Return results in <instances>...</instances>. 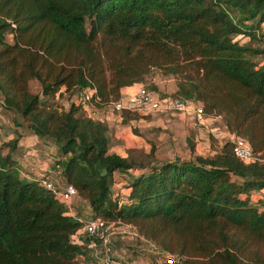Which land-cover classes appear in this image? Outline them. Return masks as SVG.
Segmentation results:
<instances>
[{
    "label": "trees",
    "instance_id": "16d2710c",
    "mask_svg": "<svg viewBox=\"0 0 264 264\" xmlns=\"http://www.w3.org/2000/svg\"><path fill=\"white\" fill-rule=\"evenodd\" d=\"M263 23L264 0H0L3 105L59 151L49 177H26L11 155L20 134L0 147V264H102L99 241L81 230L87 217L42 179L70 184L89 217L126 224L176 264H264V61L254 59L264 53ZM150 68L175 88L146 83ZM134 83L199 102L257 159H238L222 139L212 154L134 162L108 150L106 123L82 114V103H41L86 86L105 103ZM135 169L122 200L112 173Z\"/></svg>",
    "mask_w": 264,
    "mask_h": 264
},
{
    "label": "rangeland",
    "instance_id": "374dc122",
    "mask_svg": "<svg viewBox=\"0 0 264 264\" xmlns=\"http://www.w3.org/2000/svg\"><path fill=\"white\" fill-rule=\"evenodd\" d=\"M264 26V23H263ZM5 38L10 40V34H6ZM239 42L247 41L245 36H238ZM255 60L264 61V53L254 56ZM144 81L154 82L159 89L163 91H169L175 87L174 78L166 73H162L157 68H150L148 74L145 75ZM33 91L36 90V85L31 86ZM2 95L0 94V147L6 146L10 138L17 134L25 135V133L33 134L36 136V142L39 144L43 155L46 157H58L59 151L53 142V139L47 136H37L27 126V122L23 120L18 112L10 108H6L2 102ZM41 103L56 107L58 109H67L71 103V94L63 91L61 87L60 93H55L52 96L44 97L41 99ZM80 112H78L79 114ZM82 114H85L81 111ZM102 110L98 109V115L102 118ZM148 114V113H146ZM141 114V115H146ZM185 114L191 116L190 112ZM114 119H110L107 122L108 129L110 132V146L124 151L125 155L133 160L134 162H147L149 159L163 160L178 158L192 157L194 154H212L218 151L222 139L215 138L211 131L213 128H220V122L218 120H209L204 123H198L192 117L189 119L180 118L170 113H154L148 114L146 117H141L138 120L131 121L128 125H122L119 123L118 118L115 117L116 112H112ZM112 117V116H111ZM188 118V117H185ZM18 128V129H17ZM19 130L20 133L17 131ZM192 143L193 147L189 148V144ZM150 148H153V153L150 154ZM4 149V148H3ZM27 148L23 144L17 143L14 149L11 151V155L19 166L21 172H27V163L25 158ZM39 151L36 152L40 155ZM52 156V157H50ZM258 156V155H257ZM261 158V157H259ZM132 173L137 171H114V177L121 179L117 180L121 188H124L126 182H128ZM132 174V175H131ZM112 178L110 179V183ZM121 197L124 196V190L120 191ZM69 211L73 214H77L80 218H85L93 215V211L86 204V200L78 195H74L73 198L69 199L68 205ZM115 234L117 230L119 232L116 235H124L128 238V243L124 240H120L121 245L128 250V256H124L123 262H129L132 259L139 256V253L143 252L148 260L149 264H152L153 252L155 249L151 244L140 238L131 230L129 226H120L116 224ZM114 239H112L113 241ZM117 242V243H119ZM143 243L146 250H141L136 247V244ZM119 244H115V240L111 242L110 249L115 250ZM252 248H254L252 246ZM260 256L264 257V245H260L257 249ZM123 256V255H122ZM121 256V257H122ZM80 259V257H78ZM255 260L252 261L255 264Z\"/></svg>",
    "mask_w": 264,
    "mask_h": 264
},
{
    "label": "built area",
    "instance_id": "2783aa9c",
    "mask_svg": "<svg viewBox=\"0 0 264 264\" xmlns=\"http://www.w3.org/2000/svg\"><path fill=\"white\" fill-rule=\"evenodd\" d=\"M71 101L82 103V112L91 117H100L98 109L107 108L116 113L122 110L139 113L190 112L191 117L193 116V119L198 123L218 120V116H205L199 102L182 99L173 95H157L154 90L147 89L141 84H138L130 91L122 93L116 99L105 103L99 101L94 86L81 87L71 94ZM210 131L214 137L228 141L231 145L232 153L238 159L243 161L257 159L252 154L247 140L242 136L229 132L222 127L213 128ZM55 167V171L57 172V165ZM40 183L59 196L66 205H68L71 195L75 192V189L70 184L61 183L58 180L54 184L49 179H42ZM82 222L81 230L94 235L100 243L103 253L102 264H123L122 260L114 255L110 249L116 224L105 221L100 217H87ZM89 244L93 246L94 241L90 240ZM178 260V256L175 254L155 250L153 252L152 264H176Z\"/></svg>",
    "mask_w": 264,
    "mask_h": 264
},
{
    "label": "crops",
    "instance_id": "0c3cea01",
    "mask_svg": "<svg viewBox=\"0 0 264 264\" xmlns=\"http://www.w3.org/2000/svg\"><path fill=\"white\" fill-rule=\"evenodd\" d=\"M137 85H138L137 83H134L132 85H129L128 87H124L122 90H123V92H127V91H130V90L134 89ZM174 88H171V90H169V91H172ZM125 111H128V110H125ZM102 112H103L102 113V119L104 120V122L107 125L108 150L109 151H114V152H116V153H118V154H120L122 156H126L123 150L120 151V150L115 149V148L110 146V132H109L108 124H107L106 121H108L110 119H114V116L112 115L113 111H110L107 108H102ZM132 112H135V111H132ZM136 113L139 114V115L146 114V113H139V112H136ZM172 113L174 115L180 117V118H184V119H187V120L189 119V117H191V116L185 114V112H172ZM114 114H115V112H114ZM150 114L153 115L154 113H150ZM115 117L118 118V121H119L120 124L128 125L131 121L138 120L142 116H139L136 119H131L128 122H122L121 121V116L118 113H116ZM185 117H188V118H185ZM17 131L20 133L19 130H17ZM36 139H37L36 136L33 135L32 133L31 134L25 133V135H20L19 138H18V144H23L24 147L27 148V150L25 152H26V155H28V158L27 157L25 158V161L27 163V172H23L22 171L21 173L24 174L26 177H38V176H42V175H46V177H49L50 174H52L51 166H52V163H53V161H54V159L56 157L50 156L52 158H49V157H46V155H43L42 152H40L42 150H41L39 144H37ZM37 151H39L41 154L37 155L36 154ZM134 171H138V170L135 169ZM117 180L120 181L121 179L115 178L114 177V171H113V173H112V181L110 183V186H111V188L114 191H117L120 194V196H121V192L120 191L124 190L125 191L124 192L125 195L122 196V200H126L125 196L127 194L128 188H127L126 185L124 186V188H121V186L118 184ZM127 183L128 182H126V184ZM120 226L126 227V224H120ZM118 232H119V230H117L116 234ZM116 234L115 233L113 234V239L115 240V244H119V245H118V247L115 250H112V253L114 255H116L117 257H119L122 260V262H123L122 258L124 256L127 257L129 253H128V250L126 248H124V246L121 245V242H119V241L122 239L126 243H128L127 241H128L129 237L128 236L125 237L122 234L121 235H116ZM140 238L141 237H139V239ZM117 242H119V243H117ZM136 247L140 248L141 250H146V248L144 247L143 243L136 244ZM123 264H149V263H148V260L146 259V256L144 255V253L141 252V253H139V256H137L136 258L132 259L131 261H129L127 263L124 260Z\"/></svg>",
    "mask_w": 264,
    "mask_h": 264
}]
</instances>
